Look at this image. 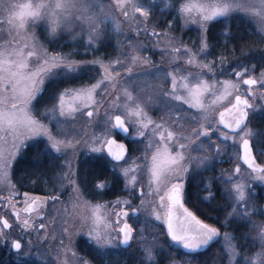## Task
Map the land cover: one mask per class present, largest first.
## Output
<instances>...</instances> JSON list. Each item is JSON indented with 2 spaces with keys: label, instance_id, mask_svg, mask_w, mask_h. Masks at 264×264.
<instances>
[{
  "label": "snow or ice",
  "instance_id": "1",
  "mask_svg": "<svg viewBox=\"0 0 264 264\" xmlns=\"http://www.w3.org/2000/svg\"><path fill=\"white\" fill-rule=\"evenodd\" d=\"M152 2L153 0H108L107 3L105 0H27L20 3L18 0H0V35L7 37L0 43V184L15 187L11 182V175L14 165H18L23 159L21 149L34 145L38 157L36 162L47 166L53 172L52 178L60 181L62 188H72L70 199L73 201V208H91L88 215L80 217V231L86 230L89 243L101 255H107L109 249L117 246L131 247L130 242L140 234L129 223V209L134 216L144 212L146 222L149 217L154 218L151 226L158 232L163 229L157 228L155 221L166 224L167 231L164 235L170 237V241H165L169 254L176 250L173 248L176 245L184 251V255L190 257L221 236L220 228L198 219L184 203L187 178L202 167L206 170L212 159L186 155L193 140L200 141L201 147L203 140H207L208 148H215L217 155L227 150L226 142L229 140L233 141V146L238 145L243 151L240 158L247 165L246 174L241 172V165L237 164L232 176L226 180L223 176L220 178L226 186L231 185L225 188V195L229 197L227 206L231 211L226 213L221 227L230 226L233 220L237 224L251 221L258 210L253 199L256 193L247 181L258 180L264 183V164L257 165L254 154L255 149V153L264 155V131L257 132L249 127L250 111L256 107L255 99L264 101V72L255 76L254 68L250 71L242 65L240 70L233 71L235 80H211L207 77L209 73L216 75L213 72L215 62L203 63L198 59L200 54H209L206 39L208 23L213 20L222 22L219 18L234 19V13H242L253 21L256 34L264 38V0H187L182 3L177 10V18L183 17L185 22L198 23L204 35L195 51L184 45L170 49L172 62L176 64L171 71L167 67H157L149 57L141 56L144 46L139 40L127 39V43L132 45V52L121 53L125 61L117 59L106 64L101 59L74 60L72 53L50 54L33 31L43 25L44 30L54 36L60 31H73L79 26V38L85 33L87 35V50L104 42L109 23L113 24L115 31H121L118 17H123L130 27L135 24L137 36L141 31L148 34L147 24L151 17ZM230 27L225 24L226 30L230 31ZM151 35L158 37L163 33H157L153 29ZM77 38L73 36V40ZM181 54L187 57L184 63L179 62ZM224 59L221 56V64ZM113 64L125 70V78L133 81V87H140L149 77L162 84H170L169 89L161 87L148 97V101H160L161 110L168 116L167 122L153 120L145 105L139 103L143 94L133 96L128 87L123 88L122 96L112 93L114 98L105 107L103 118H100L99 109L103 106L101 101L110 94L108 83L115 87L121 79ZM140 64L149 67L137 73L134 69ZM94 65L102 70L94 83L80 87H60L61 84L68 85L81 79ZM193 66L199 71H190ZM242 85L247 86L243 91ZM115 91L119 92L121 89L116 88ZM45 95L54 103L50 108L46 107L44 112H39L36 109L38 97ZM122 99L125 101L123 104L120 103ZM261 107L264 108V105ZM193 109L196 110L194 117ZM116 112L121 114H115ZM41 117L48 122L45 123ZM181 121L197 125L191 129V135L184 134ZM83 122H97V126L102 123L104 131L100 135L93 133L89 139L77 138L79 133L73 135L75 126ZM53 126L58 131L54 132ZM130 128L135 130V136L147 139L144 156L137 158L143 160L142 165L128 155L126 144L119 143L113 137L117 129L132 135ZM213 136L220 143L213 144ZM30 140L33 145L26 144ZM81 146L88 148L91 153H103L106 148L107 155L95 157L94 163L101 169L111 166L115 178L125 182L129 195L140 201L137 207H133L132 200L116 201L117 205L123 203L126 206L119 213H112L117 217L114 223L122 225L118 230L109 226V218L103 214V210L109 205H92L82 200L78 182L79 169L75 164L68 160L64 164L58 163L69 152L73 154L75 161ZM141 174L147 179V192L140 183ZM213 182L208 181L201 190L205 195L200 198L206 202L217 198ZM93 187L94 190H100L106 189L108 185L100 181L94 183ZM24 195L25 207L22 211L28 218H22L21 212L16 211V220L19 221L16 227H20L22 233L25 229L32 231L38 227L39 230H45V241L49 236L53 240L57 239L47 231L48 225L39 223L37 226L32 219L33 215L43 214L47 199L33 198L29 202L28 194ZM147 196H151V199H146ZM0 199L10 200L11 197ZM51 199L56 201L59 198L53 196ZM259 212L264 215V209ZM71 218V212L61 217L60 235H66L68 243L59 239L57 264H91L90 260L75 251L71 236L76 232L74 225L70 223ZM12 230L13 224L9 219L0 217V241L10 242L11 248L17 253L18 264H21L19 257L24 247L21 243L23 236L9 241L10 236L14 235ZM254 230L260 247L251 256H242L240 249L245 245L236 243L234 233H223L229 264H264V225H254ZM143 251L146 264H158L157 254L152 247ZM237 257H242V260H237Z\"/></svg>",
  "mask_w": 264,
  "mask_h": 264
},
{
  "label": "rangeland",
  "instance_id": "2",
  "mask_svg": "<svg viewBox=\"0 0 264 264\" xmlns=\"http://www.w3.org/2000/svg\"><path fill=\"white\" fill-rule=\"evenodd\" d=\"M176 0H153L152 4H150V7H152V12H151V17L156 18L155 20L159 21L160 20V16H153L155 15L157 12H163L165 10H175L176 11V15H177V10L179 9L180 5L182 3L187 2V0H183L181 2H177L176 3V8H173V5L175 4ZM18 2L20 3H24L27 2V0H18ZM108 0H105V3H107ZM114 2V0H113ZM156 6L158 9L157 11L154 10V6ZM175 13V12H174ZM242 14V13H240ZM244 15V14H243ZM150 17V20L147 24V27L149 29V33L148 34H144L142 31L140 33L139 36H137L135 34V24H132L131 27L129 26V23L124 21L123 17H118V20L120 21V27H121V31L117 32L114 30V26L112 23H109L107 26V32L114 37V42L116 44V55L114 57H112L111 59H101L104 63H109V62H114L117 59H120L122 61H125V57L121 55L122 52H132V45L127 43V39L131 38L132 40H139L142 44H143V50L140 52L141 56H146L149 57L150 60L152 61L153 64H155L157 67H167L169 71H171L174 67H176V64H174L172 62V56L169 54V51L171 48L173 47H178L181 45L187 46V48L192 49V50H196L194 47L196 46H192L189 45L188 43L186 44L185 42H187V40H182L181 36L176 34L173 29L175 28V24H173L172 22H170L164 29L159 30L156 26L155 23L156 21H152ZM220 19V18H219ZM180 21L182 22V26L183 28L188 29V28H193L196 29V31L194 33H197V31L199 32V34L197 33L195 35V37L192 39L193 41L198 40V46L200 44L201 41V37L204 35V33L202 32L200 25L198 23H193V22H185V19L183 17L180 18ZM214 21V20H213ZM212 21H210L208 23V25L211 23ZM253 24L254 22L251 21ZM154 23V25H153ZM207 25V27H208ZM155 30L157 33H163V35L160 36H153L151 35L152 30ZM33 31L36 32V35L39 39V41L44 45L45 48H47L45 46V44L43 43L40 34H47L49 37H57L59 36V34H66V35H70L71 39L73 42H77V41H84V45H86L87 43V35L86 33L83 35L82 38L80 37L81 34V29L79 26H76L74 28L73 31H60L58 32L56 35L54 36H50L48 32H46L44 30L43 25L40 26L39 28L33 29ZM107 32L105 34V36L107 35ZM198 35V37H196ZM73 36H77L78 38L76 40H73ZM207 38V37H206ZM4 39H7L6 36L0 35V43L3 42ZM96 47L93 48H88L87 50L85 49L86 52H91L93 51V49H95ZM48 52L50 54H53L55 52L49 51ZM57 53H62V52H57ZM67 54V53H64ZM132 54H135L134 52ZM93 59H98L97 57L95 58H91L88 59V61H91ZM187 57L181 54L180 57V63H184L186 61ZM198 59L200 61H202L203 63H208V61L204 60V58H202V54H200L198 56ZM93 67H97V69L99 70V72H97L96 76H93L91 74H88L87 76V82L86 83H81V84H77L74 85L76 87H80L81 85H88L90 83H94L95 80L99 79V73L102 72L101 69L98 68V66H93ZM113 67L115 69V71L117 73H119V76L121 77V79L117 82V84L115 85V87L111 84L108 83V87H109V95L106 96L104 98V100L101 101V104L103 105L102 107H100L99 109V115L100 118H103L104 116V111H105V107H107V105L111 102V100L114 98V96L112 95L113 92H115L116 96H122V90L125 87H128L129 91L132 92L133 96L139 97L143 94V98L139 101V103H141L142 105H145L146 111L148 113V115L155 121L160 122L161 120L158 119H154V117L151 116L150 113V109H153L158 106L161 105L160 101L152 99L151 101H148V97L151 96L154 92H157L161 87L162 88H166L164 86V84H162L159 81H156L154 79H152L151 77L147 78L146 83H142L140 85V87H133V81H128L126 80V73L125 70L120 68L119 66L113 64ZM145 67H149L148 65H144V64H140L139 66H137L134 71L139 73L141 71V69L145 68ZM253 69V67H250L249 70L251 71ZM240 70V69H238ZM190 71H199V69H197L195 66H193ZM234 71V70H233ZM233 71L229 74V75H220L216 72V69H213V72L216 73L215 76H213L211 73L208 74L209 79L211 80H235L236 77L233 75ZM264 72L261 71L260 73H253L255 76H260V74ZM158 82V83H156ZM71 87V86H69ZM246 85H242L241 86V90L243 91L244 88H246ZM119 88L121 89V91L116 92L115 89ZM170 88V84L168 86V89ZM97 99H99V97H97ZM251 99V97H250ZM147 102V104H145V102ZM125 101L122 99L120 101L121 104H123ZM225 104L227 103L226 101L224 102ZM255 104L256 107L254 110L250 111V115H255V117L261 118V115L264 114V108L261 107V105H264V101L260 100L259 98L255 99ZM217 108H219L220 111H223V108L220 107L219 105L216 106ZM196 112V110H195ZM115 114H121V112H116ZM217 118H218V112H217ZM41 119L47 123L48 120L44 117H41ZM188 123V122H187ZM186 123V124H187ZM249 127L251 129L255 130V127L252 125L251 121L249 123ZM179 131V129H177ZM53 131H58V129H56L53 126ZM104 131V127L102 125V123L100 124V126H97V122H92L91 124L87 123V122H83L82 124H77L75 126V131L73 132V135H75L76 133H79V136L77 138H82V139H89L93 133H95L96 135H100L102 132ZM184 132V131H183ZM116 133V132H115ZM113 133V135L115 134ZM135 133V130H134ZM136 139L141 140V138L143 137H137L134 136ZM40 139V138H37ZM145 139V137H144ZM222 139V138H221ZM140 143V142H139ZM142 143V142H141ZM147 143V141H144V144H142L143 149L145 148V144ZM212 143L213 144H217L220 143V140L217 139L216 136L212 137ZM26 144L28 145H33V142L27 141ZM226 144L228 145L227 150L222 152L221 154L217 155L215 148H211V155H209V153L206 152V148L203 145L202 147L199 146L200 144H196V146H194V153L192 154L193 157H211V162L214 164H216L217 160L220 158H224L225 161H227L229 164V167L227 168H223L221 170L220 175L224 177V180L227 179V177L232 176L234 174V169L235 166L237 164L241 165V172L245 173V170L247 169V167L245 165L242 164L241 160H240V147L237 146H233V141L229 140L226 142ZM32 147H35L34 145ZM24 147L21 149V153L23 154ZM88 150V148H85L83 146H81L80 148V152H79V156L81 153H86ZM101 156H103L105 154V150L103 153H99ZM239 154V156L237 155ZM78 156V158H79ZM144 156V152L140 157ZM261 158V163L264 164V155H260ZM73 154L71 152L68 153L67 157H61V163L60 164H64L66 160H68L69 162H73L77 168V161L78 158L73 161ZM137 157V158H140ZM63 158V159H62ZM137 158H132V159H136V162L138 164H143V160L141 159H137ZM132 163V160H129V164ZM128 165H125V167H127ZM203 168V167H202ZM143 174H141L142 176ZM221 178V177H220ZM224 180H222L223 183V187L224 189L226 187H231V185H225ZM11 182L12 184L15 186L14 188H11L7 185L4 184H0V198H7V197H11L10 200L8 199H0V217H4V212L6 211H10V214L12 216V209L16 208V209H20L21 206L25 201V193L26 192H22L19 187H17L15 181L13 180V176L11 175ZM140 183L143 185L145 191H148V182L144 183L143 179H141L140 177ZM249 187L251 189H254L256 195L253 197L255 205L257 207V214L253 216L252 219V228H251V233L253 236V239L255 240V242L257 243V247L256 250L253 252L255 253L256 251L259 250L260 244L259 241L256 239V230H254V225L255 226H259V225H264V215H261L259 210L260 209H264V202L263 199L259 200L260 198H258L259 195H264V183L260 182V181H251L248 180L247 181ZM59 191L57 192L58 194L65 192L66 195H64L63 199L61 200H56V201H49L47 204V207L43 210V212L45 213V217L43 219H39V216H35L32 217V219L35 221V223L37 224V226L39 225V223H45L46 225H48V229L47 231L50 232L52 235H55L57 237V239L53 240L51 238V236H49V239L47 241H45L43 239L44 235H45V230H39L37 227V230H32L29 231L28 229H25L24 232H21V228L20 227H16V225L18 224L17 222H15V220H11L12 224H13V233L14 235L10 236L9 241L11 239H15V238H20V236L22 235L23 238L21 240L22 245L24 246L22 249V253L20 254V257H28L29 259H34L37 260L39 262H45L47 264H57V257H56V250L59 248V239H64L65 244L68 243V238L67 236H61V217L65 216V214L71 212V220L70 223L74 225L75 228V235L71 236V241L72 244L75 246V251L85 257L84 255H82L78 248H77V242L80 238H85L87 241H89V238L87 237V235L85 234V231H80V225H81V219L80 217L82 215H88L91 212V208H84L83 206H80L79 208H73V201L70 199V197L72 196V188L71 187H61V182H60V187H59ZM128 190V189H127ZM129 191V190H128ZM139 191V185L137 186V193ZM82 193V191H81ZM28 194V199L29 201L33 198V195ZM82 200H86L88 201L90 204L95 205V204H100V205H104L107 204L109 205V207L106 210H103V214L105 217L109 218V226L110 227H115L118 228L121 227L122 225L120 224H115L114 222L116 221L117 217L115 215H113L112 213H119L121 211V208L126 207L123 203H121L120 205H117L116 201L119 199L120 201H124V200H132V205L133 207H137L140 204V201L138 199H133L132 196L130 195H124L122 197L116 198V199H112L109 201H96V202H92L90 200H88L84 195H82ZM146 199H151V196H147ZM229 199V197H228ZM48 201V200H47ZM12 205L11 207L9 205ZM130 214L129 217L132 221V226L134 229L137 230L138 233H140L139 235H136V238L130 242L131 247H123L121 246H117L114 248H111L108 250V254L106 255V259H104V261H108L107 259H112L114 257V255L116 256L117 254H124L123 256L126 257H130L134 252H136V264H146L145 261V252L143 251V249L147 248V247H152L153 251L157 254L156 255V259L159 262H162L164 264H229V259L228 256L226 255V248H227V243L223 238V233L225 232H221V236L216 238V241L218 244H215L214 246L218 247L216 250V253H212L213 251L208 252V253H204L203 256L198 257L197 255L193 256L191 255L190 257L187 255H184V253L182 252L183 250L179 248V246L173 245V248L176 249L175 251H172L171 254H169V249L167 247V245L165 244V241L168 240L170 241V237H166L165 235H161L158 231L154 230L151 226V222L154 220V218L149 217L148 218V222H146L145 216L146 214L144 212H141L139 214V216H134L133 213L131 212V210L129 209ZM24 218H27L24 217ZM129 219V220H130ZM155 224L157 226V228H162L164 231H167L166 228V224L163 223V221H155ZM142 230V231H141ZM113 235H115V233H113ZM166 237V238H165ZM213 246V248H214ZM93 247L95 248V246L93 245ZM6 248L8 251L12 250L11 246H10V242L6 243L3 241H0V251L1 249ZM125 248V250H124ZM212 248V249H213ZM136 249V251H135ZM98 252V251H97ZM99 253V252H98ZM252 253V254H253ZM250 254V256L252 255ZM14 256L17 257V253H14ZM244 256V255H242ZM86 259L90 260L89 258L85 257ZM237 260H242V257H237ZM91 264H95L93 263L92 260Z\"/></svg>",
  "mask_w": 264,
  "mask_h": 264
},
{
  "label": "trees",
  "instance_id": "3",
  "mask_svg": "<svg viewBox=\"0 0 264 264\" xmlns=\"http://www.w3.org/2000/svg\"><path fill=\"white\" fill-rule=\"evenodd\" d=\"M181 1L183 0H176L172 9H175L176 3ZM157 9L158 8L154 6V10L157 11ZM153 16H160L159 21H156V18L151 17L152 21H156L154 23L159 30L164 29L169 24V22H172L176 25L173 29L176 34L180 35L183 40H187L189 45L198 46V40L192 42V39L197 33L199 34L200 31L194 33L196 29L193 28H188L185 30V28L182 26L180 18H177L175 10L157 12ZM233 16L234 19L229 20L220 18L222 22L214 20L207 27V43L210 48L209 52L211 59L215 62L216 72L223 76L229 75L233 70H238L243 65L247 68L253 67L255 73H260L264 70V38L256 34L257 29L254 27V24L243 14L234 13ZM225 24L231 26L230 31L226 30ZM40 37L49 51L55 53H72V59L78 61H88V59L95 57L98 59L108 60L114 57L117 51L114 37H112L108 32L104 37V42L99 44V46L93 49L91 52L85 51L84 41L73 42L71 36L63 34V32L62 34H59V36L53 38L49 37L47 34H40ZM196 37H198V35ZM221 56L225 57L223 64H221ZM97 72H99L97 67L92 66L87 70V74L83 75L81 79L73 81L68 85L61 84L60 87H69L77 84L79 85L81 83L84 84L88 81L86 79L88 74H91L94 77L96 76ZM49 87L51 88L54 86ZM53 103L54 102L46 95L38 97L36 109L39 112H44L45 108H50ZM250 121L257 132L264 131V114L261 115V118L252 115L250 117ZM23 151V159L20 160L18 165H14V171L12 173L13 180L15 181L17 187L24 190L57 191L60 182L52 178L53 172L50 171L47 166L36 162L38 157L37 152L34 151V147H26ZM83 169L84 173L82 172V175L79 173V176L82 179L89 178L91 181L95 179L99 181L106 180L108 183L111 182L112 186L108 192H119L122 190V180H117L115 178L114 171H112L110 166L106 169H101L97 164H86ZM213 190L217 192L222 191V188L217 183H215V180L213 184ZM114 196L116 195H100L102 199H105V197L110 199ZM263 197L264 195L258 196V198H260L259 200H262ZM188 202L201 218L212 225L218 226L228 233H234L237 237L236 243H243L245 245V247L240 249L242 255L250 256V254L256 250L257 243L253 239L251 233L253 216L251 217L250 222L237 224L236 220H233L230 226L221 227V224L226 218V213L231 211V208L227 206L229 203L228 196L217 195V198L211 202H206L199 196H191ZM165 232L166 231L163 230L159 233L164 235ZM215 244L216 243L211 244L206 253H211V251L216 250L218 247L214 246ZM77 248L82 255L89 257L97 264H136V252H134L130 257L123 256L124 254L119 253L116 256L114 255L112 259H107L108 261H104V259H106V255H101L98 253L93 245H91L85 238L78 240ZM182 252L184 253V251ZM214 252L216 253V251H213L212 253ZM2 264L13 263L3 262ZM21 264L47 263L39 262L34 259H26L24 262L21 261ZM158 264L164 263L159 262Z\"/></svg>",
  "mask_w": 264,
  "mask_h": 264
},
{
  "label": "flooded vegetation",
  "instance_id": "4",
  "mask_svg": "<svg viewBox=\"0 0 264 264\" xmlns=\"http://www.w3.org/2000/svg\"><path fill=\"white\" fill-rule=\"evenodd\" d=\"M185 43L187 44L188 42H185ZM194 48L197 49L198 46H196ZM209 50H210V48L208 47L207 51H208L209 54L207 56H204L202 54V58H204V60H206L208 62L212 61ZM156 83H158V82H156ZM164 86L166 87L165 90H167L169 84H164ZM150 113H151V116L154 117V119H156V120L160 119L161 120L160 122H167L168 121V116L161 110V105L158 106V107L155 106V108L150 109ZM192 113H193V117H194L195 116V109L192 110ZM250 117H251V115H250ZM180 123L183 124V131H184L185 135H191V129L197 126L195 124H192L191 122L187 123V122L181 121ZM177 129H179V128H177ZM179 131H180V129H179ZM130 132L132 133V135L122 134V133L118 132V130H116V133L113 136H115L120 143H124V144H126L128 146V150H129L128 155L131 158H133V157L137 158V157H140L143 154L144 149H143L142 144H144V141H147V139L146 138L144 139V137H143V138H141V140H138L135 137H133L134 136V129L133 128H130ZM201 139L203 140V138H201ZM197 143L200 144V141L193 140V144H192L191 148L189 149V153H186V155L190 154L192 156V154L195 152L194 151V146H196ZM208 143L209 142L207 140H203V145L206 148V152L209 153V155H211V149H209L208 146H207ZM25 148L26 147H24V149ZM34 151L37 152L36 147H34ZM254 152H255V149H254ZM255 154H256V157H257L258 161L260 162V164H262L259 154L258 153H255ZM106 155H107V153L105 151L104 156H106ZM97 156H101V155L99 153H91L89 151H87L86 153H81L80 154V156L78 158V161H77V168L79 169V171H80L79 173L81 175L84 173V169L83 168H84V166H86V164H89V165L90 164H93V165L96 164V163H94V159ZM240 157H241V147H240ZM109 159H111V158L109 157ZM240 160H241V158H240ZM241 162H242L243 165H245L242 160H241ZM58 163L60 164L61 160H59ZM229 164L230 163L225 161L224 158L218 159L216 164H214V165H213V163L210 160L208 162L206 170H204V168L198 169L196 172L191 174L187 178V180L185 182V189H184V191H185V200H184L185 206L192 213H194L198 217V219L203 220L205 223H208L210 225H212V224L207 222L203 218H201L196 213V211L189 205L188 201H189V198L191 196L192 197L204 196L205 193H203L201 190L203 189V187L205 186V184L208 181H214V180H215V183H217L222 188V191L217 192L218 193L217 195H225V189L223 187L222 180L220 179V177H221L220 173H221V170L223 168L229 167ZM110 168L112 169V171H114V169L111 166H110ZM141 179H143L144 183L147 182V179H145L143 175L141 176ZM78 182H79V185H80V188H81V191H82V195H84L88 200H90L92 202L102 201V200L103 201H109V200H112V199H116V198L122 197L124 195H129V191L125 188V182L123 180H122L123 187H122V190L119 191V192H108V190L112 186V183L111 182L108 183L106 180L103 181V182H105L108 185V187L106 189H100V190H94V187H93L94 183L100 182L99 180H95L94 179V180L91 181L89 178L82 179L79 176ZM213 184H214V182H213ZM59 187H60V184H59ZM59 187H58L57 191H52V190H49V191H37V190H24V189H20V188L19 189L22 192H26V193H29L30 195H33V198H40V199H45L46 198L48 200L47 201V203H48L49 201L50 202L53 201L51 199L53 196H56V197L59 198V200H61V199H63L64 195H66L65 192H63L61 194L57 193L59 191V189H60ZM212 187H213V185H212ZM138 194H139V191H138L137 195ZM100 195H116V196H114L113 198H110V199H108L106 197H105V199H102L100 197ZM47 203L43 206V210L47 207V205H48ZM24 207H25V204H23L20 209L13 208L12 209V216L10 214V211H6V212H4V215H5L4 217L8 218L10 223H12L11 220H13V221L15 220V222L19 223V221L16 220V215L15 214H16V211H20L22 218L26 217L23 214V211H22ZM129 214H130V211H129ZM32 217H34V215ZM44 217H45V213L43 212V214L41 216H39V219H43ZM129 223L132 224L131 219L129 220ZM213 226H215V225H213ZM216 227H218V226H216ZM166 228H167V226H166ZM220 231L222 233L223 232H227L225 230H222L221 228H220ZM213 243L218 244L216 239L213 242H211V244H213ZM211 244L208 245V247L205 250L198 251L197 253H193L192 255H197L199 257L203 256L204 253L207 252V250L209 249ZM12 250L13 251H11V250L8 251L6 248L1 249V251H0V264H2L3 262H9V263L12 262L13 264L18 263V256L17 257L14 256V253L16 251L14 249H12ZM85 257H87V256H85ZM87 258H89V257H87ZM19 259H20V262L21 261L24 262V260L29 259V258L28 257H19ZM90 260H92V259H90ZM93 263H95V262L93 261ZM95 264H97V263H95Z\"/></svg>",
  "mask_w": 264,
  "mask_h": 264
},
{
  "label": "water",
  "instance_id": "5",
  "mask_svg": "<svg viewBox=\"0 0 264 264\" xmlns=\"http://www.w3.org/2000/svg\"><path fill=\"white\" fill-rule=\"evenodd\" d=\"M118 130V132H120V133H122V134H126V133H123V132H121L119 129H117ZM116 140H117V138L115 137V136H113ZM118 141V140H117ZM119 142V141H118ZM120 143V142H119ZM105 151H106V153H107V149L105 148ZM254 154H255V152H254ZM242 155H243V151H242V148H241V157H242ZM242 160V159H241ZM256 163H257V165H260V162L258 161V159H257V157H256ZM246 165V164H245ZM247 166V165H246ZM196 216V215H195ZM197 217V216H196ZM198 218V217H197ZM123 246V245H122ZM124 247H127V246H124ZM208 246H205V247H203V248H201V249H199L198 251H203V250H205L206 248H207Z\"/></svg>",
  "mask_w": 264,
  "mask_h": 264
}]
</instances>
